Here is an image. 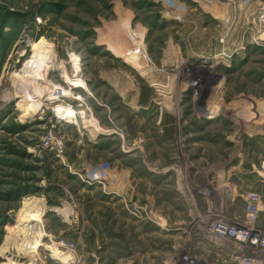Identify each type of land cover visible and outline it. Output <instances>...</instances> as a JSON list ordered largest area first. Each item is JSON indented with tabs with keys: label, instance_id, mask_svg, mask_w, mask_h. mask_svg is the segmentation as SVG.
Segmentation results:
<instances>
[{
	"label": "rangeland",
	"instance_id": "374dc122",
	"mask_svg": "<svg viewBox=\"0 0 264 264\" xmlns=\"http://www.w3.org/2000/svg\"><path fill=\"white\" fill-rule=\"evenodd\" d=\"M38 43L77 84L47 77L75 122L17 106ZM263 160L264 0H0V264L34 262L31 203L36 264H167L184 244L210 261L205 223L244 217Z\"/></svg>",
	"mask_w": 264,
	"mask_h": 264
},
{
	"label": "bare ground",
	"instance_id": "6f19581e",
	"mask_svg": "<svg viewBox=\"0 0 264 264\" xmlns=\"http://www.w3.org/2000/svg\"><path fill=\"white\" fill-rule=\"evenodd\" d=\"M36 55L37 62L31 68L30 75L25 76L17 74V77L14 80L18 89L17 93L22 94L21 100L17 103V106L23 108L27 117L33 118L39 113L40 109L44 107V100L52 98L53 103L59 102L58 106L54 108L56 112L61 115L60 118L66 121L75 122L74 119H77L75 113L66 108L69 104L66 106L64 105L67 98L73 97V92L62 85L49 83L47 81L49 80L47 77L53 70L59 69L62 72V76H65L71 81L68 87H74L77 84L70 79L65 64L57 63V55L51 43H38L36 46ZM41 82L46 83L41 85ZM47 83L49 85H47ZM48 86H50L53 91V94H50L51 96L48 95L47 92L45 93V91H43V88ZM43 213L44 208L37 203H31L27 206L24 233L28 238L27 246L29 250V257L34 261L30 264H36L38 261L37 259L40 256V247L43 245ZM45 246L51 251V257L59 260L61 258L69 259L68 257L70 256V253L62 250L60 248L61 245L52 242V244H46ZM65 262L66 261H64V263Z\"/></svg>",
	"mask_w": 264,
	"mask_h": 264
},
{
	"label": "built area",
	"instance_id": "2783aa9c",
	"mask_svg": "<svg viewBox=\"0 0 264 264\" xmlns=\"http://www.w3.org/2000/svg\"><path fill=\"white\" fill-rule=\"evenodd\" d=\"M245 202V215L237 221L219 215L222 208L210 214L214 217L204 227L210 238L218 242L209 244V251L214 254L210 261L184 244L182 251L172 256L167 264H264V226L260 224L264 219V198L258 192L250 191ZM203 246L206 248L205 244Z\"/></svg>",
	"mask_w": 264,
	"mask_h": 264
},
{
	"label": "crops",
	"instance_id": "0c3cea01",
	"mask_svg": "<svg viewBox=\"0 0 264 264\" xmlns=\"http://www.w3.org/2000/svg\"><path fill=\"white\" fill-rule=\"evenodd\" d=\"M258 170L256 172V174H253V176L255 177V182H254V191L258 192L259 194L262 195V197L264 198V160L260 163L259 161V165H258ZM251 175L252 173H255L254 170L250 171ZM262 175V176H259ZM260 224L262 226H264V219L260 222Z\"/></svg>",
	"mask_w": 264,
	"mask_h": 264
}]
</instances>
